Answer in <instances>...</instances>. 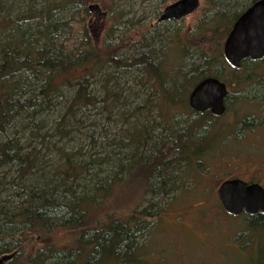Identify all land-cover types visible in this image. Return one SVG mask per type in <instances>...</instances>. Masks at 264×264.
<instances>
[{
  "label": "trees",
  "instance_id": "1",
  "mask_svg": "<svg viewBox=\"0 0 264 264\" xmlns=\"http://www.w3.org/2000/svg\"><path fill=\"white\" fill-rule=\"evenodd\" d=\"M28 1L26 10L11 17L9 0H0V168L8 170L0 171V259L10 256L6 264H131L138 260L137 234L147 230L143 219L161 212L178 187L176 173L188 164L184 155L196 154L192 148L204 130L200 120L163 108L182 103L190 82L208 76L264 83V57L243 59L235 68L222 49L235 19L256 0H204L203 17L173 36L178 55L170 69L167 58L159 59V49L144 41L150 27L137 35L145 50L132 58L119 53L130 38L112 44L117 22L101 44L94 42L89 5L99 4L110 13L113 0ZM36 1L42 2L41 9L33 8ZM106 65L139 69L142 89L149 91L146 99L132 109L133 122L122 114L126 127L112 138V149L106 146L107 135L99 142L106 147L97 154L59 149L62 162L50 168L32 145L38 137L43 144L50 135L43 133L49 112L55 122L52 134L64 135L73 130L77 113L100 102L108 112L118 105L115 91L106 90L99 98L92 90ZM128 184L143 191L132 210L125 216L115 210L98 215L115 187L122 190ZM76 187L84 194L78 196ZM247 226L264 227V215L251 216ZM61 228L72 236L68 243L52 239Z\"/></svg>",
  "mask_w": 264,
  "mask_h": 264
},
{
  "label": "rangeland",
  "instance_id": "2",
  "mask_svg": "<svg viewBox=\"0 0 264 264\" xmlns=\"http://www.w3.org/2000/svg\"><path fill=\"white\" fill-rule=\"evenodd\" d=\"M175 1L177 0H113L115 5L112 6L110 13L97 4L100 11L93 8L94 17L88 23L92 30L93 40L95 43L101 44L102 38L107 32H110L112 24L117 22L112 44L119 43L118 45H120L121 39L130 38L131 40L126 43L128 47L121 48L119 53L121 57L132 58L145 50L142 46L144 42L141 43L137 40V35H141L150 27V33L146 35L144 41H150L155 48L159 49V59L167 58L170 69L173 59L178 55L177 49L173 50V36L176 30L188 31L203 17V7H205L204 0H199V8L194 13L176 20L174 23L159 22L158 18L164 7ZM9 3L8 14L14 17L19 12L26 10V4L30 1L9 0ZM42 6L40 1L33 4V8L37 10ZM156 38H160V40ZM141 78V71L136 67L123 69L106 65L102 68L94 79L93 93L102 98L104 91H115L120 95L118 105L108 112L103 108L105 104L100 102L94 108L77 113L70 134H52L55 122L53 113L49 112L46 116L43 133L48 132L50 135L44 137L43 144L40 137L32 142V145L40 150V154H43V160L49 167H56L62 162L59 158V149L65 151L82 149V152L91 153V155L100 153L106 146L112 149L115 146L112 138L121 135V131L126 127V124L121 121L122 114L127 116L128 123L133 122L134 118L130 115L132 109L141 107L142 101L146 99V93H149L148 89H142ZM255 85L250 92L247 91L249 93L243 95L245 100L236 104L238 112L241 113L240 119L246 115L254 114L256 116L252 128L260 127L263 121L257 116L258 113L264 111V83L257 81ZM67 91L71 93L69 90ZM68 92L66 95H69ZM253 95L256 97L253 98ZM248 96L251 97L248 98ZM163 110L164 112L170 111L167 106ZM262 118L264 119V112ZM31 124L29 123V125ZM86 134H93L94 139L92 140ZM106 135L108 138L105 139ZM104 139L105 142L108 141L106 146L99 144ZM261 143V149L254 153H261L264 158V138ZM240 149H242L240 154L243 159L246 155L243 153L250 151V148L243 149L241 147ZM0 171L8 170L6 167H1ZM85 175L83 174L82 177H87ZM11 176H13L12 172H8L7 178H11ZM199 178L198 182L201 180L206 183L203 180L204 174ZM129 184L122 190H117L115 187L116 191L108 199L107 206L99 211L98 215L113 210L118 216L127 215L143 194L139 185ZM206 186L205 184L201 194L197 190L190 191L187 195L178 194L176 197L175 193H171L162 204L160 213L143 219L148 221L147 230L137 234L138 260L131 264L264 263V227H254L248 230L247 220H250V217L244 214L232 217L222 211L217 200L207 197L209 192H206ZM76 193L78 196L84 194L78 187H76ZM252 222L254 223L255 220ZM52 235L53 241L58 244L68 243L72 239L70 232L65 228L55 231ZM7 260L0 264H6Z\"/></svg>",
  "mask_w": 264,
  "mask_h": 264
},
{
  "label": "flooded vegetation",
  "instance_id": "3",
  "mask_svg": "<svg viewBox=\"0 0 264 264\" xmlns=\"http://www.w3.org/2000/svg\"><path fill=\"white\" fill-rule=\"evenodd\" d=\"M199 82L200 80L194 83L190 82V89L185 90L182 103L172 104L169 108L168 114L179 115L182 118L187 117L189 120L196 119L204 123L201 139H197L198 141L192 148L193 153L196 154L193 156L191 154L184 155L189 158L188 164L183 165L176 173L175 184L178 187L174 188L170 194L175 193L174 196L176 197L178 194L187 195L188 192L194 190L201 194L206 184V192H209L207 197L217 200L220 209L232 217L241 214L249 217L256 214L264 215V212L261 211L256 214H249L245 211L238 215L231 214L223 208L218 196L219 186L225 180L230 179H240L247 184L256 183L264 189V158L261 153H254L261 149V140L264 138V119L262 118L264 111L258 113L257 116L263 121L260 127L252 128L256 116L254 114L246 115L240 119L241 113L238 112V106H236L239 101L245 100L243 95L249 93L256 86L255 82L257 81H232L231 83L222 81L225 83L227 94L223 98L224 111L221 114L213 113L211 108L201 111L190 105V93ZM237 84L245 86V89H238L235 87ZM248 90L249 92H247ZM252 97L256 96L253 95ZM241 147L243 149L250 148V151L243 153L246 154L243 159H241L240 154ZM175 148L177 147L174 146ZM202 174H204L203 180L206 183L201 182V180L198 182Z\"/></svg>",
  "mask_w": 264,
  "mask_h": 264
},
{
  "label": "water",
  "instance_id": "4",
  "mask_svg": "<svg viewBox=\"0 0 264 264\" xmlns=\"http://www.w3.org/2000/svg\"><path fill=\"white\" fill-rule=\"evenodd\" d=\"M200 5L199 0H177L164 7L158 21L180 20L194 13ZM90 9L100 11L97 4ZM223 54L228 63L239 68L243 59L264 57V0H256L249 5L233 22L223 42ZM227 90L225 83L216 77H205L190 93V105L197 110L211 108L215 114L224 111L223 98ZM223 208L238 215L264 212V189L256 183L247 184L240 179L225 180L218 189ZM10 259L4 256L0 262Z\"/></svg>",
  "mask_w": 264,
  "mask_h": 264
}]
</instances>
